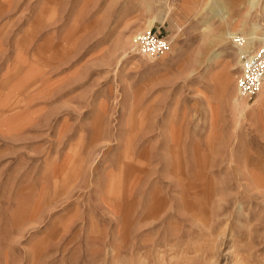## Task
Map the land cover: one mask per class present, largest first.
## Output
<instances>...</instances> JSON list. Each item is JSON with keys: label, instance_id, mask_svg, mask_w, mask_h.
<instances>
[{"label": "rangeland", "instance_id": "obj_1", "mask_svg": "<svg viewBox=\"0 0 264 264\" xmlns=\"http://www.w3.org/2000/svg\"><path fill=\"white\" fill-rule=\"evenodd\" d=\"M263 36L264 0H0V264H264Z\"/></svg>", "mask_w": 264, "mask_h": 264}, {"label": "built area", "instance_id": "obj_2", "mask_svg": "<svg viewBox=\"0 0 264 264\" xmlns=\"http://www.w3.org/2000/svg\"><path fill=\"white\" fill-rule=\"evenodd\" d=\"M246 39L235 38L236 45H244ZM172 42L150 30L142 34L137 40V49L142 54L153 58H161L171 51ZM264 84V36L257 47L241 58V75L238 82L240 96L252 100L261 91Z\"/></svg>", "mask_w": 264, "mask_h": 264}, {"label": "bare ground", "instance_id": "obj_3", "mask_svg": "<svg viewBox=\"0 0 264 264\" xmlns=\"http://www.w3.org/2000/svg\"><path fill=\"white\" fill-rule=\"evenodd\" d=\"M221 2V1H220ZM254 29L255 30H253L252 31V33L250 34V36H249V38L247 39L249 42V44H254L257 40V38H259V36L261 35V32H262V27L261 26H259V27H257V25H255L254 26ZM260 32V33H259ZM234 35H236V34H232V36H234ZM263 38V37H262ZM261 38V39H262ZM261 41V40H260ZM251 52H249V53H244V54H242V56L243 55H249ZM242 56H241V58H242ZM239 89V88H238ZM239 91V90H238ZM260 95V96H259ZM258 96H259V98L261 99H263L264 98V84H263V87H262V89H261V91L259 92V94H258ZM240 110H241V112L243 113V110H244V108L245 107H243V105H240V107H238Z\"/></svg>", "mask_w": 264, "mask_h": 264}]
</instances>
